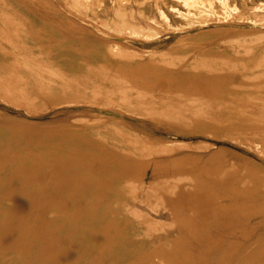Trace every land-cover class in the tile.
Segmentation results:
<instances>
[{
	"label": "rangeland",
	"instance_id": "obj_1",
	"mask_svg": "<svg viewBox=\"0 0 264 264\" xmlns=\"http://www.w3.org/2000/svg\"><path fill=\"white\" fill-rule=\"evenodd\" d=\"M127 1L137 13L132 22L115 0H106L105 12L93 0H0V127L17 145L0 147V200L31 211L47 254L64 263L83 248L51 215L82 192L107 202L118 183L139 195L158 264H264V176L250 193L240 188L254 181L253 162L264 164V0H247V11L240 0ZM172 2L189 21L158 13ZM60 46L82 55L83 72L66 76L50 60ZM97 46L121 55L95 64ZM230 88L248 91L237 100L242 135L218 128ZM116 120L136 144L127 157L122 147L87 145L97 151L76 155L84 170H72L73 157L62 166L50 135L65 141L87 124ZM43 152L49 162H38ZM25 154L35 160L26 163ZM87 254L110 264L104 252Z\"/></svg>",
	"mask_w": 264,
	"mask_h": 264
},
{
	"label": "bare ground",
	"instance_id": "obj_2",
	"mask_svg": "<svg viewBox=\"0 0 264 264\" xmlns=\"http://www.w3.org/2000/svg\"><path fill=\"white\" fill-rule=\"evenodd\" d=\"M115 1V5L124 11V15L121 17H124L127 22H132L136 19L137 13L130 2L127 0ZM239 2L242 11L249 10L247 0H240ZM93 4L94 6L101 4L104 12L107 11L106 6L108 3H106V0H93ZM168 7L165 11L160 9L157 11L160 15L170 17L176 22L189 21L184 14H180L173 9V2ZM138 8H140V13L144 14L149 9V5L143 4ZM184 50H187V48H182L180 51ZM260 50L263 51L264 48ZM90 53L89 59L95 64H115V60L121 55L116 50L100 46L94 47ZM82 59V55L77 50L64 46H60L58 51L50 58L51 61L59 66L64 75L71 77L80 74L85 69ZM28 61H25V63L27 64ZM5 63L6 58L0 50V67ZM25 68L29 69L27 66ZM25 73L28 74L27 71ZM115 83L114 80H110L108 84L112 85ZM53 86H56V84ZM57 88H53V90L57 91ZM113 90L118 92L119 89L114 86ZM224 93H230L233 96L231 101H228L230 111L225 113L228 116L222 123L224 125L218 128L224 132L230 131L236 132L237 135H242L245 126L243 125L242 112L237 109L239 107L237 100L240 99V96H243V98L245 96L246 99L249 98L247 95L248 91H234L230 88L229 91H224ZM119 94L116 93L118 98ZM49 98L55 104L58 101V97L55 94L50 95ZM262 107H264L263 104ZM140 110L144 112L142 108ZM176 123L179 124L180 121ZM120 125L118 120L114 121L113 124L97 122L95 124H87L77 137L74 136L71 139L61 141V139H55L59 137L58 135H50L48 139L54 138L52 150L55 154L58 153L62 157L60 158L62 166L66 158L73 157L72 170H84L83 166L79 164L80 160L77 159L76 155L86 151L91 155L97 151H89L86 147L87 145H90V148H95L99 145L109 150L114 149L115 146L122 147L125 149V157L128 156L129 149L133 150L136 148V144L129 142L127 139L130 135L121 134ZM132 134L136 133L132 132ZM9 135V130L0 127V147L9 148V151H13L17 145L12 144L9 140ZM133 138L137 140V137L133 136ZM78 140H81V142ZM34 143L30 146L33 148V152L40 147V144ZM26 153H28V150H26ZM24 157H26V163L35 160L34 158H28L26 154ZM39 160L36 161L49 162L48 153L43 152ZM253 163V166L247 170L254 181L249 185L246 184V187L244 185L240 186L246 193L253 191L254 187L259 185L262 176H264V164L258 161ZM61 170L65 173L73 172L65 169V167H62ZM81 178L85 177L69 176L70 181L80 180ZM138 198V193L134 195L127 185L117 183L108 191L107 202L101 201L98 196L88 197L85 192H82V197L70 198L68 203L72 204V206L67 210L58 207L49 220H53L57 228L69 231L72 240L83 248L82 254L67 256V262L65 263L61 261L60 255L55 253L53 255L47 254L45 240L39 235L40 226L37 227L36 223L32 221L33 215L31 211L28 212V209L17 208L13 204L15 200L13 202L6 199L0 200V264H94V261L87 254L88 250L106 253L110 264H158L161 249L158 245L151 244L146 224L148 221L143 219L144 217L138 211L140 208ZM105 203H107L106 206L104 205ZM77 204H83V206L79 207ZM76 211L81 212L76 213ZM164 235V233H158L159 237Z\"/></svg>",
	"mask_w": 264,
	"mask_h": 264
}]
</instances>
